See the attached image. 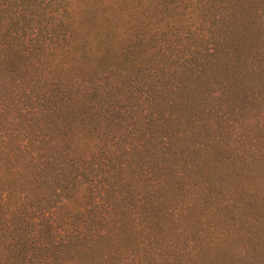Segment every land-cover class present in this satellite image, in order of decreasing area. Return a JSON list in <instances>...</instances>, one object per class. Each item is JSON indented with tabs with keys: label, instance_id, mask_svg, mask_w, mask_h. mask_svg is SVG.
I'll return each instance as SVG.
<instances>
[{
	"label": "rangeland",
	"instance_id": "1",
	"mask_svg": "<svg viewBox=\"0 0 264 264\" xmlns=\"http://www.w3.org/2000/svg\"><path fill=\"white\" fill-rule=\"evenodd\" d=\"M15 1L0 0V136L36 139V151L25 161L26 175L21 173L18 180L25 181L32 194L41 193L53 201L57 195L73 199L75 192L67 179L76 173L79 162L68 168L64 157L72 150L84 165L98 163L101 171L111 168L102 174L112 187L106 204L109 258H115L127 237L124 233L129 228L122 222L140 215L154 228L153 238L169 259L182 249L190 251L193 261L207 259L214 264L223 256L234 264H264V87L256 85L258 78L249 72L235 83L234 73L225 71L223 64L232 63L224 61L230 53L223 49L216 58L201 61L206 68L201 74H188V90L175 86L171 90L168 68L149 61L153 53L148 49L153 33L149 27L157 25L160 17V7L152 5V0H75L71 15L76 18L77 35L88 22L85 15L95 11L88 24L96 23L103 33L98 34L99 41L108 43V66L100 67L102 74H91L89 68L73 71L68 68L72 58L67 60L64 53L46 44L38 48L34 42L38 37L41 42L40 34L55 27L58 16L47 19L42 9L45 2L40 0L42 6L32 14L28 10L20 14ZM223 2L226 8L219 12L223 24L229 19L232 29L248 34L239 23L247 15V21H257L249 30L264 28V0ZM12 10L19 27L31 25V30L8 32ZM182 11L177 20L181 24H188L189 17L200 21L198 9L190 14L187 7ZM7 33L15 37L14 42ZM60 69L65 76L58 77ZM176 72L184 75L187 67ZM152 79H159L156 85L166 87L165 101L174 104L160 109L164 116L158 115V108L144 93ZM160 141L165 143L162 151ZM115 143L109 154L106 150ZM4 187L0 184V189ZM97 194L94 191L89 197ZM75 198L72 207L77 204ZM166 208L176 211L172 217L168 214L167 220L155 224L147 220L151 215L161 218ZM32 231L30 225L28 233ZM39 234L42 241L52 239L45 231ZM49 246L48 257L31 264H78L72 251L62 252L65 248L53 243ZM143 246L147 251L146 242L138 248ZM158 257L139 253L132 264H152Z\"/></svg>",
	"mask_w": 264,
	"mask_h": 264
},
{
	"label": "trees",
	"instance_id": "2",
	"mask_svg": "<svg viewBox=\"0 0 264 264\" xmlns=\"http://www.w3.org/2000/svg\"><path fill=\"white\" fill-rule=\"evenodd\" d=\"M42 1L45 2L42 9L44 8L45 13L48 14L47 19L52 20L54 16H58V18L55 27L51 28L50 31L45 30L43 34L37 32L43 38L41 42L38 40L40 37L35 38L34 42L37 47L39 48L40 43L46 44L51 50L64 53L63 56L67 60L72 58L68 64L70 70L86 72L89 68L87 72L91 74H102L100 67L108 66L106 59V45L108 43L103 44L99 41L98 34L103 33L96 23H93L92 27L88 24L89 18L95 17V11H89L85 15L88 17V22L82 27L83 32L77 35V28L74 29L76 18H72L71 15L75 0H40V3ZM40 3L37 0L15 1L20 14L27 10L32 14L33 9L42 6ZM151 3L160 7V17L157 25L153 23L149 27V30L153 31L147 41L150 46L146 44L148 49L153 51L149 61L154 60V63L168 68L167 71H170L168 75L171 74L168 85L171 86V90L172 86H175L176 90L184 88L188 90V74H201L206 70L202 66L204 61L202 63L201 61L216 58L223 49H226L225 53H230V57L224 61L230 60L232 63L225 62L223 64L224 68L227 67L225 71L231 70L234 73L231 78L235 83L242 82L244 75L251 72L258 78L256 85L260 88L264 87L260 83L264 82V33L261 34L258 31V29L264 31V28L261 29L260 27L255 32L253 28L249 30L250 26L257 24L255 18L252 21H247L249 18L246 15L240 20L241 27L250 31L245 34L242 32L243 30L238 28L232 29L229 19L226 20L227 23L225 24H223L225 21L220 20L219 12L226 8L223 0H177V3L176 0H152ZM186 7L189 8V14L198 9L200 12L197 17L200 19L198 23L191 17L188 19V24H181L177 21L182 18L184 14L182 9ZM13 14L14 11L12 10L8 18V32L13 28H20L22 32L27 28L31 30V25L29 27V25L22 24L19 27L13 19ZM28 20L29 22L33 21L32 18ZM7 37L14 42L15 37L10 36L9 33H7ZM260 37H263L262 41L259 40ZM148 38L145 37L146 40ZM17 40L15 44L21 46ZM46 45L44 47L47 49ZM227 45H229L228 49ZM129 49L126 52H129ZM50 55L52 56V54ZM179 60H181L180 63H178ZM10 61L13 64L14 60ZM62 62H66V60ZM11 63L7 62L6 66L11 67ZM213 64L208 67L209 70ZM186 67L188 72L184 75L176 72L181 69L184 71ZM57 74L58 77L62 74L65 76L63 69L57 71ZM156 83H159V79L154 82L152 79L144 93L151 98L152 103L158 108V115L164 116L160 109L174 106V104L172 100L165 101L164 99L166 87L162 84L157 86ZM216 84L220 85L221 83L217 82ZM46 94L44 93V96ZM183 104L181 102V105ZM87 128L88 124L85 123L83 130L86 131ZM0 130L1 133V126ZM163 132L169 131L165 129ZM164 138L170 143L167 133H165ZM85 139L89 140L86 134ZM35 142L36 139L11 137V134L9 137L0 136V178L2 177L0 184L5 186L0 189V264H31L37 259L41 261L42 258L48 257V252L52 250L50 249L52 247L49 246L51 243L56 244L57 247L65 248L62 252L72 251L71 254L75 256L78 264H86L89 261L88 264H132V259L138 258L139 253L144 257L153 254L158 255V258L150 261L152 264L157 260L160 261L158 264H210L207 259L193 261L190 258V251H183L182 249L174 251L173 257L177 256V260L164 257L166 253L161 249L160 242L153 238L155 237L154 228L140 215L122 222L123 227L129 228L124 233L127 237H124L125 242L120 250H117L115 258H109L106 204L112 187L102 178V174L111 168L109 167L107 171H101L102 167L98 163L90 164L87 162V165H84L83 161L80 163L79 160H76V155H72L74 151L67 150L64 156L68 159L65 166L72 168L79 162L76 173L67 179L72 187L71 190H74L73 193L75 192L74 198L77 196L75 198L77 204L72 207L71 203L74 198H66V196L60 199L57 195L53 201V198L45 197L41 193L32 194V189L25 181L18 180V177H25L26 175L27 165L25 161L27 157H32L34 150L36 151ZM160 144L159 149L162 151L164 150L162 144L165 143L160 141ZM116 147V143L112 144L106 151L111 154ZM68 153L71 155L68 156ZM104 165L108 167L109 163L106 161ZM151 180L153 185V179ZM94 191L98 194L92 199L90 197ZM167 208L162 209L164 213L161 218L151 215L147 220L154 222V224L161 220H167L168 214L172 217L176 212L167 211ZM30 225L33 227L32 233H28ZM40 231H45L48 237L53 240L48 238V241L47 239L42 241ZM37 236L35 241L34 237ZM145 242L148 246L147 251L144 246L138 248L139 243L144 244ZM55 248L54 246V251H58ZM214 264H234V262L232 259H226L222 256L218 257Z\"/></svg>",
	"mask_w": 264,
	"mask_h": 264
}]
</instances>
